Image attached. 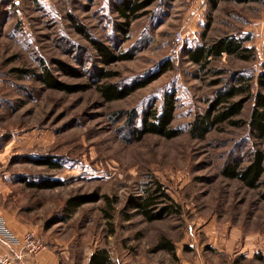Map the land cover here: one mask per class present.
<instances>
[{"label":"rangeland","instance_id":"rangeland-1","mask_svg":"<svg viewBox=\"0 0 264 264\" xmlns=\"http://www.w3.org/2000/svg\"><path fill=\"white\" fill-rule=\"evenodd\" d=\"M114 2L0 0V175L7 187L0 206L23 212L39 225L48 236L46 244L58 239L82 256L106 249L110 264H213L218 259L264 264V175L258 187L250 188L221 173L226 164H247L255 149H264V138L249 128L254 99L236 117L245 125L222 124L205 139L188 132L219 88L245 76L254 78L253 92L258 90L255 81L264 70V0H219L216 8L211 0H156L132 23L126 41L115 28ZM75 22L93 37L135 52L134 59L106 67L120 76L105 81L142 78L170 60L172 68L127 98L105 101L91 80L102 64ZM179 31L184 46L174 57ZM226 35L249 36L245 45L255 49V57L224 55L205 69L188 59L187 49ZM56 60L81 76L58 70ZM43 64L66 84L92 87L78 92L48 88L38 77ZM14 68L33 73L20 76ZM172 91L177 95L173 124L183 132L171 139L156 134L126 139L125 118L118 119V113L160 106ZM48 157L60 167L37 163ZM44 179L61 185L32 188L26 183ZM155 181L180 211L148 221L129 201ZM80 194L96 199L67 218L66 200ZM107 211L112 219L105 217ZM167 240L173 251L159 249Z\"/></svg>","mask_w":264,"mask_h":264},{"label":"trees","instance_id":"trees-1","mask_svg":"<svg viewBox=\"0 0 264 264\" xmlns=\"http://www.w3.org/2000/svg\"><path fill=\"white\" fill-rule=\"evenodd\" d=\"M156 0H115L113 11L117 14L115 28L123 35L124 41L130 37L132 23L147 13V8ZM238 2H251L258 0H236ZM219 0H211L213 8L218 6ZM74 26L81 35L87 38L97 52L98 61L102 64L97 70L94 77L91 78L93 85L99 91L105 101H115L127 98L137 90L149 85L162 74L172 68L170 62H165L159 69L138 79L129 81L108 82L107 79L119 77L118 71L106 68L116 62L131 60L135 58V52L130 50H121L107 44L102 39L93 37L88 33L84 25L75 22ZM250 39L249 36L238 37L237 35H226L215 39L212 42L200 44L196 47L187 49L188 59L205 69L213 61L224 55L235 56L239 59L250 61L256 53L252 46H246L245 43ZM58 70L68 75L81 76V73L72 68L62 60L55 61ZM43 66V73L39 79L43 81L48 88L59 89L67 92L84 91L92 87V84L69 85L57 79L48 65ZM264 66V64H263ZM20 76L29 75L33 71L24 68H14ZM237 84H226L217 90L214 98L209 100L208 107L190 122L188 132L191 137L196 139H205L207 135L216 130L220 125L228 123L234 126L245 125V121L236 119L240 115L246 102L254 99L249 128L257 138H264V70L256 78L255 83L259 88L253 92L254 78L240 76ZM218 84L219 81H214ZM241 96L237 99V97ZM177 109V95L172 91L166 93L160 106L151 105L144 111L137 108L121 111L118 113V119L125 118L123 129L126 131V139L129 141H139L148 134L161 135L171 139L179 136L182 128L174 126ZM40 165H46L50 168L60 167L52 158L40 159L37 162ZM222 175L240 180L245 186L256 188L259 186L264 175V149L257 148L252 152L251 158L247 164L237 160L233 163L226 164ZM27 185L32 188H55L60 182L44 179L40 181H26ZM264 197V195H263ZM95 194H80L68 198L64 205L68 218L82 205L95 201ZM108 200V198H107ZM109 201V200H108ZM130 204L138 213L143 215L148 221L164 219L173 213L179 212L178 204L173 200L171 195L166 191L164 186L155 181L150 187L145 188L142 195L138 198H131ZM105 217L112 219L113 214L106 212ZM66 219V218H65ZM159 249L174 250L170 241L161 242ZM110 255L106 249L95 251L91 256V264H110Z\"/></svg>","mask_w":264,"mask_h":264},{"label":"crops","instance_id":"crops-1","mask_svg":"<svg viewBox=\"0 0 264 264\" xmlns=\"http://www.w3.org/2000/svg\"><path fill=\"white\" fill-rule=\"evenodd\" d=\"M4 182L0 175V198H7V187L3 185ZM6 189V190H5ZM0 212L7 219L9 227L18 235H21L28 230H36L41 234L45 240H48V236L43 235V232L39 225L34 223L23 212H18L16 209H7L4 206H0ZM45 236V237H44ZM4 251V248L0 247V254ZM91 256L78 255L69 246L61 245L58 239H54L51 243L46 244V248L43 249L37 256H26L23 260L24 264H91ZM220 256V255H219ZM185 262V261H184ZM213 264H226L223 260H215Z\"/></svg>","mask_w":264,"mask_h":264},{"label":"built area","instance_id":"built-area-1","mask_svg":"<svg viewBox=\"0 0 264 264\" xmlns=\"http://www.w3.org/2000/svg\"><path fill=\"white\" fill-rule=\"evenodd\" d=\"M183 46L184 36L179 31L176 33V43L172 49L174 57L180 55ZM0 247L4 248L0 254L2 264H24L23 260L26 256H37L46 248V243L43 236L36 230H28L21 235L15 233L0 212Z\"/></svg>","mask_w":264,"mask_h":264}]
</instances>
